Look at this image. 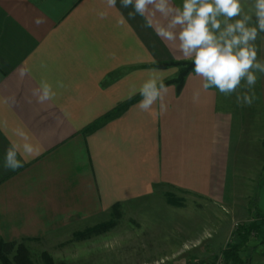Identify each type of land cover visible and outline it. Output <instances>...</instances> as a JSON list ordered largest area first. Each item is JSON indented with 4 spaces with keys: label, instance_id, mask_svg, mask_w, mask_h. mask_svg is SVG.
<instances>
[{
    "label": "crops",
    "instance_id": "obj_1",
    "mask_svg": "<svg viewBox=\"0 0 264 264\" xmlns=\"http://www.w3.org/2000/svg\"><path fill=\"white\" fill-rule=\"evenodd\" d=\"M241 3L250 12L253 0ZM130 11L120 0L114 9L102 0H0V242L15 243L14 254L20 243L60 250L80 226L167 187L220 210L195 223V239L211 233L210 252L226 248L230 221L240 220L253 226L250 255L261 251L264 264V74L237 90L254 94L251 105L238 104L237 93L205 91L193 71L181 89L166 84L180 68L159 65L191 58L156 35L155 21L166 23L159 13L146 27ZM254 46L264 61V33ZM152 78L168 86L164 113L159 101L150 112L138 107ZM45 85L52 96L40 102ZM26 143L39 153L21 155ZM13 145L23 165L16 170L4 167Z\"/></svg>",
    "mask_w": 264,
    "mask_h": 264
},
{
    "label": "clouds",
    "instance_id": "obj_2",
    "mask_svg": "<svg viewBox=\"0 0 264 264\" xmlns=\"http://www.w3.org/2000/svg\"><path fill=\"white\" fill-rule=\"evenodd\" d=\"M102 2L108 9L116 8L117 0ZM120 4L123 8H132L129 19L137 15L144 17L146 27H153L155 14H160L166 23L155 21L156 35L168 42L178 41L179 51L185 58L192 59L193 72L202 79L205 91L215 88L230 96L237 93L242 84L251 90L257 81L256 73L264 74V61L257 60L254 46L257 36L264 33V0H253L250 12H245L241 0H182L181 6L173 5L172 0H120ZM107 14V11H100L98 16L105 19ZM42 22L40 19L35 21L37 25ZM118 23H125L123 17ZM253 23L254 26H250ZM167 91L168 86L163 82L149 79L139 89L142 98L138 107L150 112L159 101L160 112H166ZM33 94H36L35 90ZM51 96L50 88L45 85L38 99L43 102ZM236 98L238 104L251 105L254 94L249 95L246 91L237 93ZM19 135L28 139L23 132ZM38 153L37 147L26 143L21 155ZM17 155L16 145L6 151V169L16 170L23 166Z\"/></svg>",
    "mask_w": 264,
    "mask_h": 264
},
{
    "label": "rangeland",
    "instance_id": "obj_3",
    "mask_svg": "<svg viewBox=\"0 0 264 264\" xmlns=\"http://www.w3.org/2000/svg\"><path fill=\"white\" fill-rule=\"evenodd\" d=\"M179 68L181 71L182 67ZM258 118L262 119L255 114L256 124ZM170 195L174 201L168 198ZM205 201L195 194L160 188L151 196L112 209L110 215L95 224L80 226L63 249L55 250V242H46L43 247L34 244L30 250L25 247L31 264H214L220 257L231 264L223 251L210 252V232L201 240L195 239L199 237L195 223L211 211H220ZM239 221H230L232 238L244 227L242 223L247 226ZM252 244L241 251L244 263L251 264L248 260L252 258V264H262L261 251L250 255ZM44 247L46 250H42ZM9 254L13 261L15 254Z\"/></svg>",
    "mask_w": 264,
    "mask_h": 264
},
{
    "label": "trees",
    "instance_id": "obj_4",
    "mask_svg": "<svg viewBox=\"0 0 264 264\" xmlns=\"http://www.w3.org/2000/svg\"><path fill=\"white\" fill-rule=\"evenodd\" d=\"M160 67H168V66H179L182 67V70L180 71L179 76L171 80L169 82H166V84L169 83H176L178 85V89L182 88V85L185 82L186 76L193 71V61L186 60V61H172L169 63H163L159 65ZM129 102L121 104L118 108L113 110L112 112L108 113L107 115L103 116L102 118L98 119L96 122L91 124L88 129H94L98 127L99 125H102L104 122L108 121L109 119L117 116L128 104ZM173 196H168V198L171 201H174L172 199ZM120 206L116 205L113 209H118ZM242 229L238 230L236 233V236H234L231 241L227 244L226 248L223 250V256L225 260L231 264H244V260L241 256V251H243V247L245 248L249 241L250 237L253 233V226L252 225H245ZM13 246V247H12ZM16 246L15 243L13 244H7L6 242H0V260L1 264H31V260L29 258L30 254L28 249L24 246V244L20 243L17 245V249L15 251L14 260L12 261L9 258V251L11 248H14ZM44 256L48 257L49 255L47 253H44Z\"/></svg>",
    "mask_w": 264,
    "mask_h": 264
},
{
    "label": "built area",
    "instance_id": "obj_5",
    "mask_svg": "<svg viewBox=\"0 0 264 264\" xmlns=\"http://www.w3.org/2000/svg\"><path fill=\"white\" fill-rule=\"evenodd\" d=\"M199 264H206V263H199ZM214 264H226V262H224L223 257H220Z\"/></svg>",
    "mask_w": 264,
    "mask_h": 264
}]
</instances>
